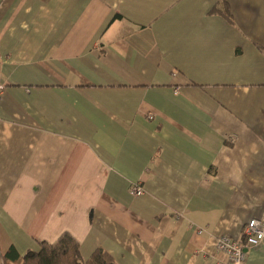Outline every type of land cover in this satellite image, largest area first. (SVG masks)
<instances>
[{"label": "crops", "instance_id": "1", "mask_svg": "<svg viewBox=\"0 0 264 264\" xmlns=\"http://www.w3.org/2000/svg\"><path fill=\"white\" fill-rule=\"evenodd\" d=\"M0 54V254L229 264L264 216V0H0Z\"/></svg>", "mask_w": 264, "mask_h": 264}, {"label": "trees", "instance_id": "2", "mask_svg": "<svg viewBox=\"0 0 264 264\" xmlns=\"http://www.w3.org/2000/svg\"><path fill=\"white\" fill-rule=\"evenodd\" d=\"M216 9L229 16L226 6L223 9L215 7L214 10ZM0 256V264H119L113 255L102 247L95 249L91 256L84 260L79 241L67 231L54 242H40L37 250L20 254L15 246H11Z\"/></svg>", "mask_w": 264, "mask_h": 264}, {"label": "built area", "instance_id": "3", "mask_svg": "<svg viewBox=\"0 0 264 264\" xmlns=\"http://www.w3.org/2000/svg\"><path fill=\"white\" fill-rule=\"evenodd\" d=\"M1 60L2 55L0 54ZM5 89L6 85L0 79V98ZM129 191L132 195L139 196L143 193V188L139 183H134L131 185ZM260 245H264V216L249 219L242 230L241 239L221 235L217 238L216 242L217 250L226 255V260L229 264H243L247 256V250ZM218 264L223 263L218 262Z\"/></svg>", "mask_w": 264, "mask_h": 264}]
</instances>
